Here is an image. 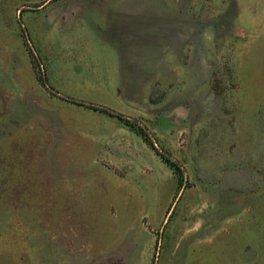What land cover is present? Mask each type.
<instances>
[{
  "label": "rangeland",
  "instance_id": "374dc122",
  "mask_svg": "<svg viewBox=\"0 0 264 264\" xmlns=\"http://www.w3.org/2000/svg\"><path fill=\"white\" fill-rule=\"evenodd\" d=\"M85 16L117 45L120 84L80 65L54 80L145 126L179 188L151 151L130 196L72 194L111 166L66 163L50 133L89 107L43 86L28 50L47 79L52 57L71 72L44 44ZM0 68V264H264V0H0Z\"/></svg>",
  "mask_w": 264,
  "mask_h": 264
},
{
  "label": "crops",
  "instance_id": "0c3cea01",
  "mask_svg": "<svg viewBox=\"0 0 264 264\" xmlns=\"http://www.w3.org/2000/svg\"><path fill=\"white\" fill-rule=\"evenodd\" d=\"M81 22V24L64 22L63 33L67 35L60 36L59 39H47L44 45L50 52L60 53L59 61L61 63L64 60L63 55L66 54L72 68L71 72L63 71V65L57 62L56 57L55 59L52 57L49 66L47 65L48 80L51 85L75 99L85 101L94 98L81 96L76 88L64 89L63 84H57L54 80L55 74L59 72L62 76L77 78L79 76L78 65L84 66L85 71L97 68L101 71V75L107 78L104 83L107 84V88L112 94L120 84L122 57L117 45L100 34V29L94 19L85 16ZM113 27L120 33H123L126 28L124 24ZM77 28L83 29L82 34ZM47 50L45 49V51ZM57 65L60 66L58 71ZM108 105L127 115L115 105ZM74 113L75 115L61 119L60 128L58 127L50 133L57 143V148L66 151L68 159L66 163L111 167L106 168L110 174L106 180L96 179L95 182H89L87 179H81L71 189L75 191L72 194L76 196H113L115 198L130 196L131 187L127 188V170H130L131 166L139 168L145 164L144 158L152 150L118 117L91 108L77 109ZM48 134L49 132L45 130V138Z\"/></svg>",
  "mask_w": 264,
  "mask_h": 264
},
{
  "label": "trees",
  "instance_id": "16d2710c",
  "mask_svg": "<svg viewBox=\"0 0 264 264\" xmlns=\"http://www.w3.org/2000/svg\"><path fill=\"white\" fill-rule=\"evenodd\" d=\"M21 32H22V36L24 38V42L25 43L29 42V44H30V39H29V36L27 34L26 28H24V27L21 28ZM29 46H30V48H29L28 52H29L30 60H31L32 66L34 68L37 80L46 88L53 90L52 87L48 84V79H47L45 70L43 69L42 64L40 62H39V65H41L42 72H40L39 69H37L38 65L36 64L35 60L33 59L32 50L34 51V49L32 48L31 44ZM36 57H38V56L36 55ZM38 60H39V58H38ZM63 98L68 100V101L75 102L79 105H84V106L89 107L91 109L100 110V111H102V112H104L110 116H115V117H118L119 119H121L132 131H134L137 135H139L142 138V140L146 143V145L156 155H158L161 158V160L163 162H165L166 165L169 166V168H171L172 172L175 174L176 179H177V188H179L181 186V183L183 180V174H182V170H181V167H180L178 161L171 156V154L168 150H166L162 146L158 145L155 137L150 133V131L145 126H142L134 118H131L130 116L125 115V114H123V113H121V112H119L113 108L108 107V106L96 104V103H91V102H86V101L78 100V99L68 97V96H64Z\"/></svg>",
  "mask_w": 264,
  "mask_h": 264
}]
</instances>
